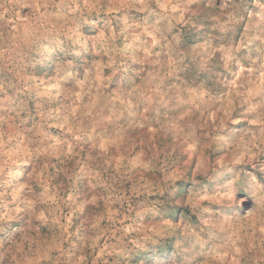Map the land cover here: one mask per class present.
I'll return each mask as SVG.
<instances>
[{
  "label": "clouds",
  "instance_id": "1",
  "mask_svg": "<svg viewBox=\"0 0 264 264\" xmlns=\"http://www.w3.org/2000/svg\"><path fill=\"white\" fill-rule=\"evenodd\" d=\"M109 259L264 264V0H0V264Z\"/></svg>",
  "mask_w": 264,
  "mask_h": 264
},
{
  "label": "rangeland",
  "instance_id": "2",
  "mask_svg": "<svg viewBox=\"0 0 264 264\" xmlns=\"http://www.w3.org/2000/svg\"><path fill=\"white\" fill-rule=\"evenodd\" d=\"M25 12H27V9H25L23 12H21V15H23ZM99 131H102L105 135H112V129L111 127L107 129H99ZM143 130H135L132 131L131 135L132 137L139 136L141 141L143 140V136L141 135V132ZM149 138L154 139L155 138V132L154 130H149ZM122 143L120 137H115L112 142V146H106V151H108L110 154L114 151L117 152V155L114 160L110 161V167L109 171L112 173L119 172L125 163H128L131 165L133 170H136L137 168H147L149 167L147 160L141 158L139 160L133 159L141 152V146L139 142H136L134 146L130 148L131 155L125 157L124 155L120 154L118 149L119 145ZM204 163V162H202ZM107 166V165H106ZM99 180V177L97 176L96 179L93 178V174L91 173H85L81 172L78 177L75 178V194L79 195L81 193L87 192L90 189L94 191L95 193H98L100 195H107L110 191V189L102 182L100 181V186L96 187V184ZM115 187V185H113ZM127 188L128 185H125ZM91 199L95 200L96 197L93 195ZM74 222L78 223V220H75ZM102 243V242H101ZM109 264H111V259H109Z\"/></svg>",
  "mask_w": 264,
  "mask_h": 264
}]
</instances>
